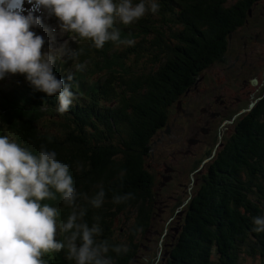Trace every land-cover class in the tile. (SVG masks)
Wrapping results in <instances>:
<instances>
[{
	"label": "trees",
	"instance_id": "1",
	"mask_svg": "<svg viewBox=\"0 0 264 264\" xmlns=\"http://www.w3.org/2000/svg\"><path fill=\"white\" fill-rule=\"evenodd\" d=\"M156 1V13L148 11L127 26L125 34L137 41L130 49L135 63H120L128 58L129 44L118 52L94 48L104 56L113 52L104 82L85 90L78 73L66 80L79 97L64 114L57 111V96L31 84L16 93L0 88L9 94L0 93V135L37 155L43 145L70 165L79 194L76 210L86 211L83 221L90 227L99 224L102 231L94 239L108 242L112 264H242L252 251L264 257V232L254 231L252 222L264 217V89L241 107L231 135L195 163L188 177L193 181L195 172L203 173L195 185L188 181L189 195L175 184L163 193L175 170L157 154L183 93L249 26L264 0ZM101 188L105 196L96 208L90 199ZM127 193L132 198L114 202ZM55 195L41 203L56 208L66 222L73 208ZM170 207L177 212L165 223ZM124 215L126 228L116 237L115 219ZM115 245L127 252L116 253ZM45 264L75 261L60 251Z\"/></svg>",
	"mask_w": 264,
	"mask_h": 264
},
{
	"label": "clouds",
	"instance_id": "2",
	"mask_svg": "<svg viewBox=\"0 0 264 264\" xmlns=\"http://www.w3.org/2000/svg\"><path fill=\"white\" fill-rule=\"evenodd\" d=\"M17 0H0V79L7 74H24L36 91L57 96V111L61 115L73 105L75 94L64 79L54 74L58 56L65 55L62 45L56 54L43 51L45 39L31 30L42 26L40 8L54 14L62 33H75L93 41L102 49L106 42L132 44L121 40L114 25L119 22L132 24L148 11L156 13L155 0H36L33 11L24 15ZM82 51V50H81ZM80 53L72 50L71 58ZM78 71L84 65H75ZM68 75L67 80L71 81ZM70 165L57 159L54 150L41 146L38 155L21 147L8 135H0V264H45V253L65 251L68 260L75 264H112L107 241L97 243L101 234L98 223L90 227L83 221L84 209L76 210L78 192L69 174ZM53 189L55 191H53ZM60 193L65 205L72 207L66 222L57 223L58 211L41 201L56 199ZM103 189L90 199L93 207L103 204ZM132 193L114 197L115 203L132 198ZM88 199L87 197H85ZM97 221L99 217L95 218ZM254 231L264 232V217L253 218ZM63 240H57V229ZM116 253L127 252L123 245L112 246Z\"/></svg>",
	"mask_w": 264,
	"mask_h": 264
},
{
	"label": "rangeland",
	"instance_id": "3",
	"mask_svg": "<svg viewBox=\"0 0 264 264\" xmlns=\"http://www.w3.org/2000/svg\"><path fill=\"white\" fill-rule=\"evenodd\" d=\"M139 2L140 0H133L134 4ZM155 2L160 5V3H158L156 0ZM171 4L176 5L173 0H171ZM255 15L256 17L252 20L249 26L242 29L240 35L231 41V43L246 42L247 45L245 46V48H243L241 44L239 46V49L236 47H232L231 54L229 55L228 60L225 56L220 57L223 58L225 63L215 62L206 69L202 70L200 73H198V75H196L194 79V82L198 81V86L190 88L189 91L183 93L182 97L180 98L182 105H180L179 103L180 109H176L178 115L176 118L173 119V121L176 123L173 126L174 129L172 130V134L168 135L166 141L163 140L164 142L159 146V150L157 151L159 158L160 155L163 153L162 156L167 162H170L171 160L170 153H174V155H176V159L174 160L173 164L175 167V177L173 179H170L167 182V185H165L163 191L165 195L169 193V186H173L172 184L179 186L178 189L182 188L183 190H181V192L184 193L185 196L189 195L193 191L191 187H187L188 181L191 185H195V178L200 176V173H203L202 171L195 172L193 174V181L191 175H189L188 177V174L192 171L195 163L206 153H208L218 140H225L231 135L234 127V119L236 118V116L243 113L244 108L241 109V107L248 101V99H242L238 103L228 102V107L230 108V110L227 112V115L234 114L233 118L227 119V115L225 114V116L221 115L219 118H214L212 122L213 130L210 134H202L200 136L202 138V141L200 142H189L194 136L191 133V127L194 123V119L202 113V109L205 107L206 103H210L213 109H219L223 111L225 109L221 108L220 104L213 102V99L225 98L226 100H230L235 97H238V95L242 96L243 92L248 89L246 86L242 87V71H247L248 64L251 61H254V49H258L259 52L264 51V8L259 11H256ZM115 27L118 28L120 31V37L122 41H133V38H130L127 36V34H125V32L130 34L127 31L128 29L121 28L118 26ZM53 40L54 38L51 37L50 41ZM86 42L79 40L80 45L84 48L87 47ZM136 42L137 41L134 40L132 44H129L130 53L128 55V58H119L121 60L120 63L125 65L126 63H135V51H131L130 49L136 45ZM123 44L124 43L108 41L105 43L103 48L118 52L117 48H124ZM111 51L106 56L100 53H96V51H92L93 55L91 57V63L85 70L78 72V75L80 76L79 82L84 83L85 90L93 85H97L98 88L100 85L103 84L107 73V68L110 66L108 60H113V52ZM237 56L239 57V60L237 61L236 65L230 66L234 63ZM244 62H246L247 65H245L244 69H242L241 66ZM97 63L99 64V67L96 65ZM98 68L101 71L100 73L98 72ZM116 68H118V66H115V69ZM54 74L57 75V72H54ZM78 85L81 86L80 83H78ZM226 95H232L233 97L228 98ZM78 97V95H75V99L73 102H75ZM182 108L184 112H182ZM186 138L187 150L195 152V157L189 156L190 154H186L187 151L186 146L184 144V140ZM218 143L220 144V142ZM214 153L215 151L213 152V154ZM201 166L202 165H200L197 169H200ZM181 206L182 205H179V210L181 209ZM170 209L172 212L167 213V215H169L167 216L165 223H168L169 220L174 221V212H177V209L173 207H170ZM124 219L125 215L117 216L115 219L116 237L121 236V228H123V230L126 228ZM180 219L181 217H179V220ZM50 255L52 256V253H50ZM260 257L261 255L258 251H252L249 257L244 260L242 264H258L260 261Z\"/></svg>",
	"mask_w": 264,
	"mask_h": 264
},
{
	"label": "flooded vegetation",
	"instance_id": "4",
	"mask_svg": "<svg viewBox=\"0 0 264 264\" xmlns=\"http://www.w3.org/2000/svg\"><path fill=\"white\" fill-rule=\"evenodd\" d=\"M240 44L242 45L243 48H245V46L247 45L246 42H243V43H238V42L231 43L230 42L228 49L222 55V57L225 56L228 60V57L231 54L232 47H236L239 49ZM253 52L255 53L254 61H251L248 64V70L247 71H242V74H243L242 87L246 86L248 89L243 92L242 96L238 95V97H235V98L230 99V100H226L225 98L213 99V102L220 104L221 108L225 109L223 111H221L219 109L218 110L213 109V107L210 103H206L205 107L202 109V113L199 114V116L194 119V123L191 127V133L194 136L189 142H191V143L200 142V141H202V138L200 137L202 134L208 135L212 132V130H213L212 122H213L214 118H219L221 115H224V114L227 115L228 114L227 112L230 110V108L228 107L229 106L228 102L238 103L242 99H244V100L245 99H252L256 96V94L258 92H260L261 90L264 89V51L259 52L258 49H254ZM238 60H239V57L237 56L234 63L231 64L230 66H235ZM215 62L225 63L223 58H218ZM245 65H247L246 62L243 63L241 68L244 69ZM254 79H256V82H253ZM197 83H198V81L193 82L189 86V88L187 89V92L189 91L190 88L197 87L198 86ZM226 96L228 98L233 97L232 95H226ZM180 105H182L181 100H180ZM182 112H184L183 108H182ZM177 115L178 114L176 112V116L174 118H176ZM192 115H194V114H192ZM175 123L176 122L173 121L172 126L166 129L167 132H169V134L165 135V139L168 137V135L172 134V130L174 129L173 126ZM186 141H187V138L184 140L185 146H186ZM186 151H187L186 154H190L189 156L195 157V152H191V151L187 150V146H186ZM162 154L160 155V158L165 159L162 156ZM170 155H171V160H170V162H165V165L169 164V169L174 171L175 167L173 164H174V160L176 159V155H174V153H170ZM198 181H199V178L196 177L195 178V184Z\"/></svg>",
	"mask_w": 264,
	"mask_h": 264
},
{
	"label": "water",
	"instance_id": "5",
	"mask_svg": "<svg viewBox=\"0 0 264 264\" xmlns=\"http://www.w3.org/2000/svg\"><path fill=\"white\" fill-rule=\"evenodd\" d=\"M253 82H256V79H254V80H253ZM251 105L253 106V105H254V103L252 102V103H251Z\"/></svg>",
	"mask_w": 264,
	"mask_h": 264
}]
</instances>
